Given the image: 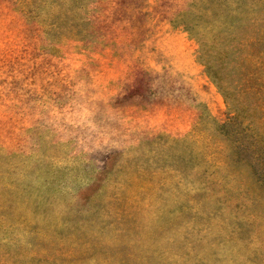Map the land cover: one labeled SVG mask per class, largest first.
<instances>
[{
    "label": "rangeland",
    "instance_id": "rangeland-1",
    "mask_svg": "<svg viewBox=\"0 0 264 264\" xmlns=\"http://www.w3.org/2000/svg\"><path fill=\"white\" fill-rule=\"evenodd\" d=\"M0 264H264V0H0Z\"/></svg>",
    "mask_w": 264,
    "mask_h": 264
},
{
    "label": "crops",
    "instance_id": "crops-1",
    "mask_svg": "<svg viewBox=\"0 0 264 264\" xmlns=\"http://www.w3.org/2000/svg\"><path fill=\"white\" fill-rule=\"evenodd\" d=\"M165 52L175 54V51L173 50V48L169 49V47L167 48Z\"/></svg>",
    "mask_w": 264,
    "mask_h": 264
},
{
    "label": "trees",
    "instance_id": "trees-1",
    "mask_svg": "<svg viewBox=\"0 0 264 264\" xmlns=\"http://www.w3.org/2000/svg\"><path fill=\"white\" fill-rule=\"evenodd\" d=\"M261 107H262V106H261ZM261 107H259V108H261ZM262 157H263V156H260V155H259V156H258V159H261Z\"/></svg>",
    "mask_w": 264,
    "mask_h": 264
}]
</instances>
